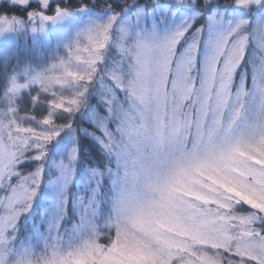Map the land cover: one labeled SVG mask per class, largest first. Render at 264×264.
I'll return each instance as SVG.
<instances>
[{
  "label": "snow or ice",
  "instance_id": "1",
  "mask_svg": "<svg viewBox=\"0 0 264 264\" xmlns=\"http://www.w3.org/2000/svg\"><path fill=\"white\" fill-rule=\"evenodd\" d=\"M0 264H264V0H0Z\"/></svg>",
  "mask_w": 264,
  "mask_h": 264
}]
</instances>
